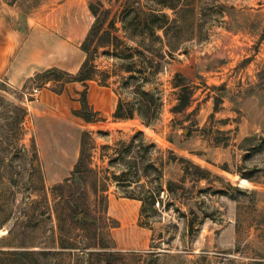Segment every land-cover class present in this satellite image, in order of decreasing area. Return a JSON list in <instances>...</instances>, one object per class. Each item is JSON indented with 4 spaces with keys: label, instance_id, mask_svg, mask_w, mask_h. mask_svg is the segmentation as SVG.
<instances>
[{
    "label": "rangeland",
    "instance_id": "374dc122",
    "mask_svg": "<svg viewBox=\"0 0 264 264\" xmlns=\"http://www.w3.org/2000/svg\"><path fill=\"white\" fill-rule=\"evenodd\" d=\"M91 5L108 33L93 62L135 116L80 125L27 108L42 82L0 79V264H264V0H0V15L22 28L27 14H75L86 38ZM83 131L106 178L96 204L89 182L67 185ZM75 192L88 208L73 211ZM131 203L151 235L123 250Z\"/></svg>",
    "mask_w": 264,
    "mask_h": 264
},
{
    "label": "crops",
    "instance_id": "0c3cea01",
    "mask_svg": "<svg viewBox=\"0 0 264 264\" xmlns=\"http://www.w3.org/2000/svg\"><path fill=\"white\" fill-rule=\"evenodd\" d=\"M66 3V2H65ZM61 7L64 5L58 4ZM14 7V5H8ZM7 12V11H6ZM77 16L52 14H27L22 28L14 26L6 15H0V79L14 88H23L27 80L36 73L51 67L76 73L84 59L81 48L84 33L77 38ZM88 100L90 105L101 113L111 116L116 110L117 99L110 86L88 81ZM80 82L67 83L62 93H56L49 87H42L35 92V100H26L28 109L53 111L60 115L74 118L83 125L86 121L73 114L81 108L79 92L83 89ZM73 119V120H74ZM137 203V202H136ZM130 207L121 208L122 226L118 232V246L123 250L138 249L149 243L151 230L134 224L139 218L141 204L131 203ZM137 231V232H136ZM149 231V232H148ZM145 241H137L136 234L147 235Z\"/></svg>",
    "mask_w": 264,
    "mask_h": 264
},
{
    "label": "trees",
    "instance_id": "16d2710c",
    "mask_svg": "<svg viewBox=\"0 0 264 264\" xmlns=\"http://www.w3.org/2000/svg\"><path fill=\"white\" fill-rule=\"evenodd\" d=\"M91 11L95 16V22L90 29L87 37L83 41L81 48L85 53V59L80 67V69L76 73H71L65 71L58 67H51L44 71L36 73L33 77L27 80H38L42 82V84H38V87H49L52 91L56 93H62L65 89L67 83L70 82H80L83 84V90L79 92V100L81 102V108L79 110H73V114L83 118L86 122H96L100 119V111H96L89 103L88 100V81L90 80H98L100 85L110 86L108 82L109 75L105 71L98 69V67L94 64L93 58L95 56V51H91L90 47L92 42L97 38L100 33L107 32L103 31L106 29L105 22L103 21L101 6H93L91 5ZM115 18L110 21L107 25L109 28L117 29ZM101 41V40H100ZM106 41V40H104ZM107 42V41H106ZM103 40L99 42V45H102ZM127 71H132V69L128 68ZM101 75L102 80L97 78V76ZM140 94H148L146 90L143 89V86H139ZM134 103L126 102L123 99L119 98L117 107L115 112L113 113V117L115 120H125L131 119L135 116V107ZM27 112L25 111V114ZM142 121L146 124H152L157 116H146L144 114H140ZM92 137L89 131H83L82 133V142L80 149V157L78 162L75 165V170L73 172L74 179L67 180V185L71 186L70 189L77 190L78 187L84 185L86 188L88 182L92 185V193L94 195L93 203L96 204L97 201H105L106 197L104 196L105 187V177H102L99 172L93 166V162L91 159V154L88 152L89 145L91 144ZM104 149L107 148V145L102 146ZM115 179H119L118 175L114 176ZM77 192L73 193L69 199V203L72 205V209L75 212H78L83 207L88 208V204L85 206H81L79 202L80 196L76 195ZM114 247V246H113ZM104 256L111 254V251H104ZM94 253V252H91ZM100 253V252H99ZM95 252V254H99ZM106 263L112 264L111 261H107Z\"/></svg>",
    "mask_w": 264,
    "mask_h": 264
}]
</instances>
